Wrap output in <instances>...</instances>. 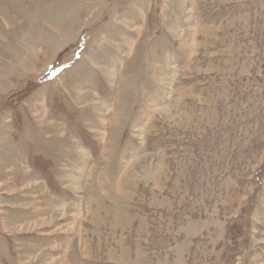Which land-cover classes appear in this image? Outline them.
I'll return each mask as SVG.
<instances>
[{
	"label": "rangeland",
	"instance_id": "rangeland-1",
	"mask_svg": "<svg viewBox=\"0 0 264 264\" xmlns=\"http://www.w3.org/2000/svg\"><path fill=\"white\" fill-rule=\"evenodd\" d=\"M0 264H264V0H0Z\"/></svg>",
	"mask_w": 264,
	"mask_h": 264
}]
</instances>
